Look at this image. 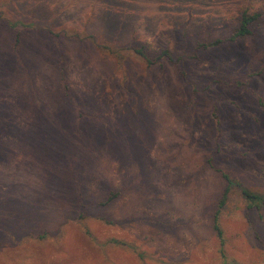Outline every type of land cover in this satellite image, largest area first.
Here are the masks:
<instances>
[{"label": "rangeland", "instance_id": "obj_1", "mask_svg": "<svg viewBox=\"0 0 264 264\" xmlns=\"http://www.w3.org/2000/svg\"><path fill=\"white\" fill-rule=\"evenodd\" d=\"M257 98L258 0H0V264H264Z\"/></svg>", "mask_w": 264, "mask_h": 264}, {"label": "trees", "instance_id": "obj_2", "mask_svg": "<svg viewBox=\"0 0 264 264\" xmlns=\"http://www.w3.org/2000/svg\"><path fill=\"white\" fill-rule=\"evenodd\" d=\"M258 1L261 4L262 8L264 9V0H258ZM259 17H260V13H257V12L249 13L247 11H243L239 16L237 27L235 28L232 35H230L228 38L223 39V40L218 39V40H214L208 43H198L196 45V50H204V49L216 47L223 42H233L237 39L250 35L251 33L250 26L255 21H257ZM9 28L12 30L14 29L24 30V29H27V26L20 22H14V23L9 24ZM74 37H78V36L74 35ZM131 51L136 56H138L140 59H142L146 66H150L154 64L155 61L158 59H166L167 61H171L170 54L167 51L159 52L155 56L154 59H151L149 56H147L146 53L142 50V48H133L131 49ZM59 81L61 84V91L63 95L66 97L67 96V86L64 83L62 70H60V73H59ZM256 103H257V106L264 112V103L259 98H257ZM223 178L226 181V187L224 191L222 192L221 196L219 197V199L217 200L215 211L213 212L212 220H211L212 229L215 232L216 238L218 239L219 247L222 246V239H221L222 233H221V230L218 224V216L223 206L225 205L226 195L228 192L229 185L231 183L225 176H223ZM239 193L247 209L261 210L262 208H264V195L252 193L244 188H239ZM108 201H110V199H107L105 203H107ZM108 244H111L113 246H117V245L124 246L125 245L123 242H118L116 240H110L108 241Z\"/></svg>", "mask_w": 264, "mask_h": 264}]
</instances>
